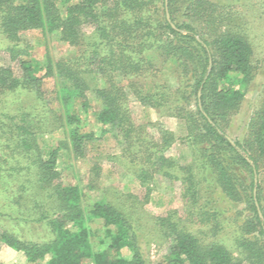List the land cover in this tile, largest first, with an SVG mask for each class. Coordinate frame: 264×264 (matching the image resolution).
<instances>
[{
  "label": "trees",
  "instance_id": "16d2710c",
  "mask_svg": "<svg viewBox=\"0 0 264 264\" xmlns=\"http://www.w3.org/2000/svg\"><path fill=\"white\" fill-rule=\"evenodd\" d=\"M166 3L165 8V0H0V36L17 68L0 66V98L25 91L46 108L43 85L52 80L57 104L37 122L33 111H0V217L43 225L48 234L46 241L33 242L0 231V248L22 254L26 264H150L142 225L151 181L156 175L180 180L183 197L196 207L200 171L229 201L248 207L240 242L245 257L201 240L173 212L148 225L170 245L164 263L264 264V95L242 143L232 144L224 131L257 75L253 47L232 8L213 0ZM29 31L58 34L79 55L40 62L23 42ZM165 69L174 74L175 88L159 80ZM91 91L99 106L92 112L95 123L103 134L107 128L119 137L121 154L114 159L138 182L141 196L99 189L96 162L86 191L62 183L61 157L81 159L95 140L93 132L82 130L81 119L90 113ZM130 99L183 123L198 155L197 172L166 156L176 141L171 132L157 128L155 137L148 126L136 124ZM191 101L195 111L186 107ZM49 113L64 139L42 148L38 137Z\"/></svg>",
  "mask_w": 264,
  "mask_h": 264
},
{
  "label": "rangeland",
  "instance_id": "374dc122",
  "mask_svg": "<svg viewBox=\"0 0 264 264\" xmlns=\"http://www.w3.org/2000/svg\"><path fill=\"white\" fill-rule=\"evenodd\" d=\"M223 6H227L236 13L242 20V30L250 41L254 50V63L258 67L257 75L246 92L244 101L239 110L229 118L224 131L231 142L242 143L246 133L250 118L259 107L264 95V0H213ZM91 29H85L84 35H91ZM23 42L28 45L30 56L40 62H44L48 56L53 62L60 59L79 55L80 49L73 48L63 43L58 34H43L39 31H29L22 35ZM9 43L0 36V66H15L10 62L7 48ZM159 64V60L154 61ZM16 72L17 68L14 67ZM160 81H167L173 88L176 87V80L171 70L165 69L159 75ZM95 83V82H94ZM52 80H46L43 85L44 98L47 102L46 108L38 107L33 94L25 91L8 93L0 98V111L17 113L19 111H33L35 121L40 119L44 111L56 109L54 102V85ZM93 87V85H92ZM91 100V110L87 116L82 115V130L93 132L95 140L86 146L85 155L81 159H74L72 156H64L58 162L57 169L61 173L64 185L78 186L86 191L90 179L92 165L96 162L101 167V174L98 180L99 189H112L121 194L131 193L141 196L143 190L138 182L132 177L121 163L114 158L121 154V142L113 131L107 128L106 133L101 132L102 127L95 123L92 112L98 109V104L94 101V95L88 92ZM194 101L188 107L195 111ZM37 104V106H36ZM129 108L136 124L146 125L152 134L157 137V128L171 132L175 137V142L166 153V156L173 159L181 167L192 165L194 172H197L199 165L196 149L191 140L187 138V131L182 122L175 118L162 114L159 110L143 107L133 99L129 101ZM49 113L48 122L44 128V133L38 137V143L42 148L47 145L56 144L64 139L61 130L51 120ZM35 123V122H34ZM180 172V171H178ZM182 176V171L178 174ZM198 179L201 180L199 202L196 207H192L188 200L183 197V185L180 180H174L156 175L151 181L152 193L148 203L145 205L147 217L142 225L144 238L143 249L146 250L150 264H165L163 257L169 252V243L149 229L154 219L158 216H165L168 213L176 212V216L182 221V225L196 234L201 240L217 241L225 246L237 259H243L245 253L240 245L243 238L241 227L248 219L249 210L244 201L231 202L220 191L211 180L205 181L202 172H197ZM205 181V182H204ZM92 196L97 193H92ZM264 196V194H263ZM264 208V202L262 203ZM214 222H209L212 219ZM212 226H214L212 229ZM6 228L14 231L18 236L32 240L33 242H43L48 239V234L43 225L37 223H17L10 221L8 217H0V231ZM249 238V237H248ZM252 238V236L250 237ZM93 246L98 249L97 240L93 239ZM264 246V243H261ZM0 264H26L20 253L0 248ZM45 264V263H40ZM90 264V263H85Z\"/></svg>",
  "mask_w": 264,
  "mask_h": 264
},
{
  "label": "water",
  "instance_id": "95a60500",
  "mask_svg": "<svg viewBox=\"0 0 264 264\" xmlns=\"http://www.w3.org/2000/svg\"><path fill=\"white\" fill-rule=\"evenodd\" d=\"M167 0H165V8L167 7ZM166 18H167V20L169 21V14L166 12ZM172 26V28H174V26L173 25H171ZM200 95V92L198 93V96ZM233 144V143H232ZM254 184H255V187H256V184H257V179H256V177H255V179H254ZM255 192H256V188H254V191H253V193H254V195H255ZM255 205H256V207H257V210H258V213H259V216L261 217V214H260V212H259V209H258V205H257V203L255 202Z\"/></svg>",
  "mask_w": 264,
  "mask_h": 264
}]
</instances>
